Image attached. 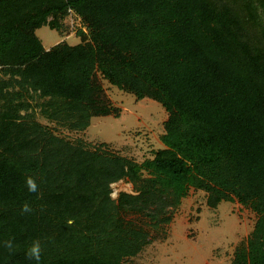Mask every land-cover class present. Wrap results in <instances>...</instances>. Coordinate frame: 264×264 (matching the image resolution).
<instances>
[{"label":"trees","instance_id":"trees-1","mask_svg":"<svg viewBox=\"0 0 264 264\" xmlns=\"http://www.w3.org/2000/svg\"><path fill=\"white\" fill-rule=\"evenodd\" d=\"M69 10L87 33L46 51L36 31ZM103 80L165 108L152 160L37 120L84 132L119 117ZM123 180L137 194L113 199ZM191 188L258 215L232 264H264V0H0V264H124L151 242L126 217L169 222Z\"/></svg>","mask_w":264,"mask_h":264},{"label":"rangeland","instance_id":"rangeland-1","mask_svg":"<svg viewBox=\"0 0 264 264\" xmlns=\"http://www.w3.org/2000/svg\"><path fill=\"white\" fill-rule=\"evenodd\" d=\"M83 28L77 18L74 25L66 18L59 32L45 26L37 35L47 48L58 42L78 45ZM74 29L75 37L68 39ZM102 82L113 107L121 111L119 117L93 118L91 126L84 132L59 128L39 112L37 120L68 140H83L92 147L104 145L103 149L138 164L152 160L164 148L161 138L169 118L165 108L149 98L137 100L106 80ZM144 177L148 175L144 173ZM112 189L113 199L121 193L137 194L128 180L115 183ZM208 197L205 191L191 188L188 196L173 210L171 220L165 223H156L144 215H128V223L147 231L151 242L124 264H232L236 249L247 244L253 233L258 215L237 200L224 201L217 208H210Z\"/></svg>","mask_w":264,"mask_h":264},{"label":"clouds","instance_id":"clouds-1","mask_svg":"<svg viewBox=\"0 0 264 264\" xmlns=\"http://www.w3.org/2000/svg\"><path fill=\"white\" fill-rule=\"evenodd\" d=\"M26 183H27L29 191L35 192L37 190V185L32 178H30V177L27 178ZM24 210L25 211L28 210L27 205H25ZM28 255L30 258L35 259L36 261L40 260L41 255H42V249H41V245L38 241L33 242L32 246L29 249Z\"/></svg>","mask_w":264,"mask_h":264},{"label":"built area","instance_id":"built-area-1","mask_svg":"<svg viewBox=\"0 0 264 264\" xmlns=\"http://www.w3.org/2000/svg\"><path fill=\"white\" fill-rule=\"evenodd\" d=\"M67 18L70 20V22H71L72 25H74L75 18H77L78 20L81 21V19L74 13L73 10H69V14H68V17ZM81 23H82V21H81ZM82 25L84 26L83 31L87 33L86 26L83 23H82ZM74 33H75V29L72 30L71 35H74Z\"/></svg>","mask_w":264,"mask_h":264},{"label":"crops","instance_id":"crops-1","mask_svg":"<svg viewBox=\"0 0 264 264\" xmlns=\"http://www.w3.org/2000/svg\"><path fill=\"white\" fill-rule=\"evenodd\" d=\"M45 27V26H44ZM47 27H49V26H47ZM43 28V27H42ZM50 28V27H49ZM41 29V28H40ZM40 29H38V30H40ZM38 30L36 31V34H37V32H38ZM55 31H57V30H55ZM75 35V34H74ZM74 35H68L67 37H69L68 39H70V38H72V37H75ZM38 36V35H37ZM39 37V36H38ZM41 40V39H40ZM42 41V40H41ZM81 42V41H80ZM42 43H43V41H42ZM59 43H61V42H58V43H56V44H54L53 46H51L50 48H47L45 45H44V43H43V46H44V48L46 49V51H50L53 47H55L56 45H58ZM79 44V43H78ZM70 45H72V44H70Z\"/></svg>","mask_w":264,"mask_h":264}]
</instances>
